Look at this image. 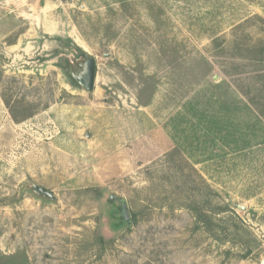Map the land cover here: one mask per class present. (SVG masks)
<instances>
[{
    "label": "rangeland",
    "instance_id": "rangeland-1",
    "mask_svg": "<svg viewBox=\"0 0 264 264\" xmlns=\"http://www.w3.org/2000/svg\"><path fill=\"white\" fill-rule=\"evenodd\" d=\"M261 57L264 0H0V264H264Z\"/></svg>",
    "mask_w": 264,
    "mask_h": 264
},
{
    "label": "flooded vegetation",
    "instance_id": "flooded-vegetation-1",
    "mask_svg": "<svg viewBox=\"0 0 264 264\" xmlns=\"http://www.w3.org/2000/svg\"><path fill=\"white\" fill-rule=\"evenodd\" d=\"M91 58L92 57L87 54H82V58L78 59L77 61V65H78L77 71L72 73V77L74 78V80L80 85H82L85 89H86V85L90 83V77L93 72V66L96 73L95 60L92 61L93 58L92 59Z\"/></svg>",
    "mask_w": 264,
    "mask_h": 264
},
{
    "label": "water",
    "instance_id": "water-1",
    "mask_svg": "<svg viewBox=\"0 0 264 264\" xmlns=\"http://www.w3.org/2000/svg\"><path fill=\"white\" fill-rule=\"evenodd\" d=\"M92 61H94V59ZM95 74L96 73H95V69H94V66H93V72H92V75L90 77V83H88L86 85V89L89 90V91H91L93 89L95 76H96ZM34 190L36 191V193H38L39 195H41L43 197H48V198H51V199H55L54 194L51 191H49L48 189H46V188H44L42 186L34 185ZM114 198L115 197L112 196L110 199H114ZM120 215L122 216V218L127 223L131 222L128 206H127L126 201H124V200L122 201V204H121Z\"/></svg>",
    "mask_w": 264,
    "mask_h": 264
},
{
    "label": "trees",
    "instance_id": "trees-1",
    "mask_svg": "<svg viewBox=\"0 0 264 264\" xmlns=\"http://www.w3.org/2000/svg\"><path fill=\"white\" fill-rule=\"evenodd\" d=\"M263 59H264V58L261 57V59H259V60H263ZM262 69L264 70V68H262ZM263 72H264V71H263ZM229 74H231V73H229ZM241 90H242V93L248 98V100L250 101V103H252V105H254V106L256 107V109H257L258 111H260V113H261L262 115H264V112H263L262 110H260L259 106H258L257 103L255 102L254 97H251L249 91H244L243 89H241ZM121 219H123V218H121ZM120 222H122V220H120ZM125 222H126V221H125Z\"/></svg>",
    "mask_w": 264,
    "mask_h": 264
}]
</instances>
